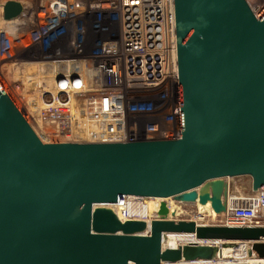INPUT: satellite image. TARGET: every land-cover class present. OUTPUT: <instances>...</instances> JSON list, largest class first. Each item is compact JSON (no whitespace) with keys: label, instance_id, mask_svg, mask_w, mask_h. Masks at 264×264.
Listing matches in <instances>:
<instances>
[{"label":"water","instance_id":"water-1","mask_svg":"<svg viewBox=\"0 0 264 264\" xmlns=\"http://www.w3.org/2000/svg\"><path fill=\"white\" fill-rule=\"evenodd\" d=\"M174 6L179 138L43 142L0 84V264H203L191 262L236 241L264 257V226L198 225L176 220L177 209L148 225L109 205L123 195L173 197L176 208L209 202L220 214L229 179L264 187V14L246 0ZM21 9L7 0L3 18ZM166 232L219 244L163 248Z\"/></svg>","mask_w":264,"mask_h":264},{"label":"built area","instance_id":"built-area-1","mask_svg":"<svg viewBox=\"0 0 264 264\" xmlns=\"http://www.w3.org/2000/svg\"><path fill=\"white\" fill-rule=\"evenodd\" d=\"M17 1L22 9L16 24L24 17L27 25L42 29L35 43L43 55L33 62L58 70L46 86L31 92L23 112L18 108L41 141L112 143L181 136L174 0ZM246 2L256 18L264 14V0ZM21 91L14 82L19 102ZM155 198L123 195L112 204L121 220L143 219L150 225L162 203L175 206L173 197H166L150 212ZM199 206L197 201L183 203L174 218L208 226H264V187L242 195L229 189L220 214ZM180 234L184 239L176 247L219 244ZM235 244L233 252L239 255L221 258L220 251L209 261L191 263H238L243 252L249 256L252 241ZM250 257L257 260L254 264H264V257Z\"/></svg>","mask_w":264,"mask_h":264},{"label":"rangeland","instance_id":"rangeland-1","mask_svg":"<svg viewBox=\"0 0 264 264\" xmlns=\"http://www.w3.org/2000/svg\"><path fill=\"white\" fill-rule=\"evenodd\" d=\"M6 1L0 0V84L20 109L22 102L20 103L12 96V86L16 79H21L22 76H25V73L27 74L30 71L29 67L35 65L27 64L28 61L33 63V61L41 59L43 54L39 51V43L35 42L39 39L42 29H40L41 31L38 30L36 24L27 25L28 23H26L24 17H21L22 22H18V24L13 21L10 22L12 19L10 21L4 19L2 6ZM40 42H45V39L40 40ZM34 49L38 51L36 50V53H32ZM250 184V177L248 176L233 177L230 179L231 193L236 195L246 194L250 190ZM207 206L208 202L204 207ZM225 246L234 248L237 244L232 243Z\"/></svg>","mask_w":264,"mask_h":264},{"label":"bare ground","instance_id":"bare-ground-1","mask_svg":"<svg viewBox=\"0 0 264 264\" xmlns=\"http://www.w3.org/2000/svg\"><path fill=\"white\" fill-rule=\"evenodd\" d=\"M12 19V20H11ZM11 19H7V20H11L10 22H17L16 21V18H11ZM14 19V20H13ZM16 33V32H15ZM21 33V32H20ZM19 33V34H20ZM17 36V34H16ZM35 64L34 66L32 67H29L30 68V71L26 74L25 73V76H22L21 79L17 80L16 79V82L17 83H21V97L23 98V101L21 99V101L23 102V104L25 103L24 101H27L28 100V96L31 94L32 91H34L36 88L38 87H41V86H46L45 84H48L49 81H50V77L52 75H55L56 73H58V70L56 68L55 65H49V64H42V63H35V62H31V61H28L27 64ZM47 81V83H46ZM29 90H28V88ZM16 89V88H15ZM14 97V95H12ZM21 103V102H20ZM19 103V104H20ZM22 103L20 104V109L21 111L23 112L22 110ZM24 114V113H23ZM24 117L25 114H24ZM44 140V139H43ZM166 199H163V198H158L156 197L154 199V201L150 202V204L148 205V211L150 212H153V209L159 204L160 201H165ZM207 204V203H205ZM205 204H202V206H199V208H202V209H208L209 211H213L211 206H210V203L208 202V206L207 207H204ZM111 205L112 207L114 206V204H109ZM171 205V204H170ZM169 205V206H170ZM175 207V206H174ZM173 206H170V208H168L166 205L164 206L163 205V209H157V216L162 214L161 211H163V213H165L167 215V217H170V212H172L174 209ZM178 209V208H176ZM175 209V210H176ZM183 234H180V233H176V232H166L163 234V246L164 247H170V248H174L176 247V245L178 244V239L179 240H182L184 238H182ZM229 244L230 243H236V242H228ZM220 251L222 253V257H230V256H235V255H239V252H236L234 253V249L233 247L231 246H221L220 247ZM233 253V254H232ZM243 257L241 259V257H238L240 258L239 262L238 263H245V264H254V262H256L257 260H253L252 257L250 256H244V252H243ZM161 264H177L176 262H167V261H162Z\"/></svg>","mask_w":264,"mask_h":264},{"label":"crops","instance_id":"crops-1","mask_svg":"<svg viewBox=\"0 0 264 264\" xmlns=\"http://www.w3.org/2000/svg\"><path fill=\"white\" fill-rule=\"evenodd\" d=\"M229 183H230V179H229ZM230 190H231V185H230Z\"/></svg>","mask_w":264,"mask_h":264}]
</instances>
